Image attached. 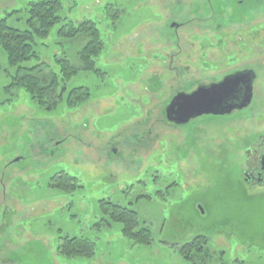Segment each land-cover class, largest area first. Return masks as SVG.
<instances>
[{
  "label": "rangeland",
  "instance_id": "1",
  "mask_svg": "<svg viewBox=\"0 0 264 264\" xmlns=\"http://www.w3.org/2000/svg\"><path fill=\"white\" fill-rule=\"evenodd\" d=\"M36 1L0 0V20L18 10L9 25L28 29ZM61 1L63 18L101 29V72L68 82L87 92L76 108L45 112L23 90L0 92V264H264V188L244 181L246 151L264 134V0H155L165 10L117 0L121 19L105 11L112 0ZM64 23L37 41L50 72L55 54L81 66L86 41L59 42ZM0 62L10 68L2 50ZM246 68L258 77L245 111L165 124L176 92ZM62 173L79 189L62 190ZM106 200L133 207L153 242L126 237ZM64 237L93 243L95 256L61 254ZM198 237L205 253L188 260L182 249Z\"/></svg>",
  "mask_w": 264,
  "mask_h": 264
},
{
  "label": "trees",
  "instance_id": "2",
  "mask_svg": "<svg viewBox=\"0 0 264 264\" xmlns=\"http://www.w3.org/2000/svg\"><path fill=\"white\" fill-rule=\"evenodd\" d=\"M62 7L63 2L61 0H38L31 3L27 10L29 18L26 21L28 27L26 30H19L9 25L8 18L19 13L18 10L8 12V18L0 20V50L6 54L10 66L9 69L3 71L0 62V74L4 76L5 82L8 83L4 88L2 87L4 84H0V92L12 93L15 90H23L45 112L53 110L55 103L61 104V100L69 108L80 107L86 102L88 98L84 87L70 90L68 82L81 71L100 75L101 71L98 69L97 59L106 47L102 31L94 21L86 19L82 24L68 21L66 17L63 18L61 15ZM60 23H64V25L56 33L59 42H63L65 39L86 42L79 51L78 58L81 66H76V64L68 61L69 59L66 56H60L64 59L59 61L55 54L52 58L56 61V64H59L60 70L50 72L48 71L50 68L47 66V62H43L38 52L37 41L49 39L55 26ZM162 115L165 117L164 111ZM164 122L166 125H171L166 118ZM59 177V182L69 184L70 188L63 187L62 190L73 192L79 189L80 180L77 177L68 173H62ZM60 187L62 186L58 188ZM169 190L170 188L165 193H168ZM157 194L159 197L163 196L160 193ZM165 195L167 196V194ZM139 198L152 200V197L149 196H140ZM101 207L104 213L110 217V221L113 224L121 225L123 234L134 243L149 245L153 242L152 231L141 224L139 214L133 207L118 205L110 200L104 201ZM137 225L139 226L137 227ZM61 240L62 244L59 246V251L65 256L91 258L96 254V245L93 243L79 238L64 237ZM205 244H207V241L203 237H198L191 244L183 247L182 255L188 260H194L196 255L203 256ZM207 253L212 255L210 252Z\"/></svg>",
  "mask_w": 264,
  "mask_h": 264
},
{
  "label": "water",
  "instance_id": "3",
  "mask_svg": "<svg viewBox=\"0 0 264 264\" xmlns=\"http://www.w3.org/2000/svg\"><path fill=\"white\" fill-rule=\"evenodd\" d=\"M257 77L254 70L247 69L219 82L202 84L191 93L179 92L166 107L165 118L172 125L186 126L203 116H226L245 110L253 102Z\"/></svg>",
  "mask_w": 264,
  "mask_h": 264
},
{
  "label": "flooded vegetation",
  "instance_id": "4",
  "mask_svg": "<svg viewBox=\"0 0 264 264\" xmlns=\"http://www.w3.org/2000/svg\"><path fill=\"white\" fill-rule=\"evenodd\" d=\"M95 3L102 4L103 2H101V0H96ZM138 3H140L142 5H145V4L146 5H154L157 8H159V5H158L159 1L156 3L155 0H139ZM159 4H161V3H159ZM105 5H106V6H104L105 7V11L106 12H108V11L110 12L111 18H113V19H121V17H122L121 15L124 12L123 10L125 8L124 7L125 4H123L121 2H118L117 0H112L111 2H108ZM111 7H112V9H111ZM159 9L165 10V9H167V5L163 4V6L160 7ZM115 14H117V15H115ZM159 14H163V16L165 17V13L164 12H161ZM247 69H251V68H246V69H243V70H247ZM243 70H239V71H243ZM251 70H253V69H251ZM236 72H238V71H236ZM236 72H234V73H236ZM222 79H220V80H222ZM220 80L211 81L209 83H207V82H198L196 84V86L193 87L191 90H188V91L187 90H181V91L176 92V94H174L172 99L179 92L191 93V92L195 91L202 84H211V83H214V82H219ZM172 99H171V101H172ZM245 110H242V111H245ZM242 111H235V112H242ZM164 112H165V110H164ZM233 114H235V113H233ZM203 117H205V116H203ZM203 117H200V119L203 118ZM209 117L215 118L216 116L210 115ZM114 152H116V151H114ZM246 160H247V164L248 165H247V168H246L247 170L245 171L244 181L250 186H258V187H263L264 188V134L260 135L257 138V140L254 142V144H252V146H250L247 149V151H246Z\"/></svg>",
  "mask_w": 264,
  "mask_h": 264
}]
</instances>
